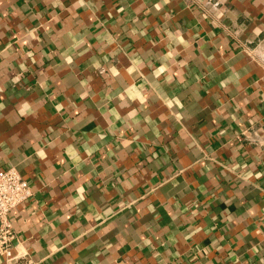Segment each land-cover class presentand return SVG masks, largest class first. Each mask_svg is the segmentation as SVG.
<instances>
[{
	"label": "crops",
	"instance_id": "0c3cea01",
	"mask_svg": "<svg viewBox=\"0 0 264 264\" xmlns=\"http://www.w3.org/2000/svg\"><path fill=\"white\" fill-rule=\"evenodd\" d=\"M10 166L24 264H264V0H0Z\"/></svg>",
	"mask_w": 264,
	"mask_h": 264
},
{
	"label": "built area",
	"instance_id": "2783aa9c",
	"mask_svg": "<svg viewBox=\"0 0 264 264\" xmlns=\"http://www.w3.org/2000/svg\"><path fill=\"white\" fill-rule=\"evenodd\" d=\"M32 195L28 181L13 167L0 169V260L4 264H24L23 256L14 251L11 211Z\"/></svg>",
	"mask_w": 264,
	"mask_h": 264
}]
</instances>
